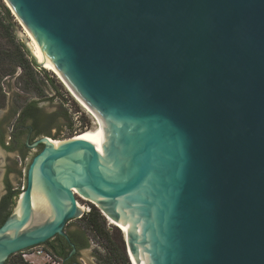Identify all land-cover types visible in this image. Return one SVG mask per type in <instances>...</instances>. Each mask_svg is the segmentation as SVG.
<instances>
[{"label": "water", "instance_id": "95a60500", "mask_svg": "<svg viewBox=\"0 0 264 264\" xmlns=\"http://www.w3.org/2000/svg\"><path fill=\"white\" fill-rule=\"evenodd\" d=\"M0 5L91 125L32 143L0 264L56 236L74 253L80 197L119 225L133 264H264V0Z\"/></svg>", "mask_w": 264, "mask_h": 264}, {"label": "rangeland", "instance_id": "374dc122", "mask_svg": "<svg viewBox=\"0 0 264 264\" xmlns=\"http://www.w3.org/2000/svg\"><path fill=\"white\" fill-rule=\"evenodd\" d=\"M10 12L12 17L16 20L20 31L26 34L24 31V24L20 21L17 15H14L16 14L14 11ZM21 32H18V34ZM18 40L23 42V39L19 36ZM34 71L37 73V80L42 82V94H39L36 90H28L24 87L22 79H19L18 77L22 72L21 68L17 69L15 77H6V80L3 82V92L6 94V96L4 98L0 96V102L5 104L3 108H0V124L6 132L7 140L11 134L14 122L19 113L18 110L15 112L14 109L21 107L28 99L38 100L41 112L51 118V123H46L43 125V130L46 131V135H50L49 137L53 139L81 135L91 128L89 118L84 108L72 96L58 76L52 70L45 68L43 65L35 67ZM44 74H47L48 76L46 77ZM51 79L54 81L53 84L49 82ZM70 123L71 125H69ZM29 144L32 143L29 142ZM36 152H38V149L32 150L28 159H23L20 168L23 170L24 174L31 157ZM7 165V154L0 145V197L4 192L3 178ZM23 178H25V176ZM81 203L83 204V202ZM105 219L107 226L111 229V234H113L116 229L120 230V228L117 227L110 219L106 217ZM75 227L81 228V222L79 219L73 220L68 225L70 230H73ZM88 231L91 236L89 239V245L88 248L81 250L80 259L86 264H104L102 260L97 259L96 251L100 252L104 257L105 252L102 246L107 243L105 240L94 236L90 230ZM19 256L20 254L14 255V258H19ZM47 264H52V261L47 262Z\"/></svg>", "mask_w": 264, "mask_h": 264}, {"label": "trees", "instance_id": "16d2710c", "mask_svg": "<svg viewBox=\"0 0 264 264\" xmlns=\"http://www.w3.org/2000/svg\"><path fill=\"white\" fill-rule=\"evenodd\" d=\"M35 67H39V65L31 56L24 42L18 40L13 25L9 22L0 5V96L3 98L6 96L3 92V82L6 80L5 78L15 77L18 68L22 70L18 77L22 79L24 87L28 90H36L39 94H42V82L37 80V73L34 71ZM44 76L47 77L48 75L44 74ZM49 82L52 84L54 83L52 79ZM4 106L5 104L0 102V108ZM17 110L25 119L41 111L39 102L35 99L26 100L21 107L14 109L15 112ZM69 125H71V123ZM90 205L91 211L86 216L79 219V221L81 222V229L87 237L88 245L91 237L88 230H90L94 236L105 240L107 243L102 246L105 252L104 257L100 252L96 251L97 259L102 260L104 264H131L125 249L124 236L121 231L116 229L113 234H111V229L107 226L105 216L95 205ZM4 221L5 219L0 222V226ZM45 246L49 251L52 249L49 244H45ZM54 254L63 258L66 252H54ZM7 264L31 263L23 260L21 256L15 259L13 255L7 260Z\"/></svg>", "mask_w": 264, "mask_h": 264}, {"label": "flooded vegetation", "instance_id": "af4514ba", "mask_svg": "<svg viewBox=\"0 0 264 264\" xmlns=\"http://www.w3.org/2000/svg\"><path fill=\"white\" fill-rule=\"evenodd\" d=\"M50 120L51 118L41 111L26 119L19 112L8 140L6 132L0 124V145L6 152L8 160L3 178L4 192L0 197V222L3 219L6 220L9 216L19 193L24 188L26 176L20 166L23 159L27 160L31 155V151L35 149L31 147L32 144H29V142L34 143L46 135L43 125L51 123ZM42 147V144H40L36 149L39 151ZM24 176L25 178H23ZM67 232L71 242L75 245L76 251L72 253L74 247L63 236H56L47 243L52 248L50 252L60 260L61 264H86L80 259L81 250L88 248L86 235L80 227H75L73 230L67 227ZM43 246L46 249V246ZM54 252H66V255L61 258Z\"/></svg>", "mask_w": 264, "mask_h": 264}, {"label": "built area", "instance_id": "2783aa9c", "mask_svg": "<svg viewBox=\"0 0 264 264\" xmlns=\"http://www.w3.org/2000/svg\"><path fill=\"white\" fill-rule=\"evenodd\" d=\"M81 202H83V204ZM79 203L84 207V212L80 216L81 219L91 211V203L83 199V197L79 198ZM19 254L23 260L31 264H47L49 261H52V264H61L60 260L54 257L50 251L46 250L43 245L26 249Z\"/></svg>", "mask_w": 264, "mask_h": 264}, {"label": "bare ground", "instance_id": "6f19581e", "mask_svg": "<svg viewBox=\"0 0 264 264\" xmlns=\"http://www.w3.org/2000/svg\"><path fill=\"white\" fill-rule=\"evenodd\" d=\"M25 33H26V35L28 36V38L30 39V44H31V47H32V49H33V52H34V54H35V56H36V59H37V61H38V63H40L41 65H43L45 68H47V69H50V70H52L54 73H55V71L53 70V68H52V66L48 63V61L45 59V57L41 54V52L39 51V49H38V47H37V45H36V43L34 42V40H33V38H32V36H31V34L29 33V31L26 29V27H25ZM56 74V73H55ZM57 75V74H56ZM59 78V77H58ZM73 96V95H72ZM74 97V96H73ZM78 102V101H77ZM79 103V102H78ZM80 104V103H79ZM81 105V104H80ZM82 106V105H81ZM89 130H90V128L86 131V132H84L83 134H86L87 132H89ZM50 140H51V142L52 141H54V140H56V139H53V138H50ZM80 205H82L81 203H79ZM108 219H110L117 227H119V225L114 221V220H112L111 218H108ZM120 228V227H119ZM130 261H131V263H132V259H130ZM133 264V263H132Z\"/></svg>", "mask_w": 264, "mask_h": 264}]
</instances>
